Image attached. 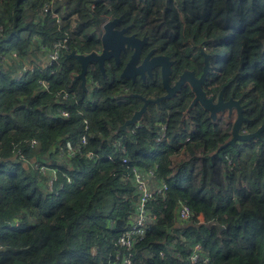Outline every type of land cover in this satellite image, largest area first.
I'll use <instances>...</instances> for the list:
<instances>
[{
    "label": "trees",
    "instance_id": "trees-1",
    "mask_svg": "<svg viewBox=\"0 0 264 264\" xmlns=\"http://www.w3.org/2000/svg\"><path fill=\"white\" fill-rule=\"evenodd\" d=\"M115 17L178 54L209 48V92L240 99L246 132L264 122V0H0V264H117L139 199L134 170L166 188L147 203L133 264H191L197 244L202 264H264V130L215 153L232 123L199 104L187 112L184 90L123 130L141 103L127 92H148L139 80L105 61V76L88 64L86 90L73 82L80 64L65 55L99 48ZM149 80L159 95V76ZM40 168L55 170L51 189Z\"/></svg>",
    "mask_w": 264,
    "mask_h": 264
},
{
    "label": "water",
    "instance_id": "water-1",
    "mask_svg": "<svg viewBox=\"0 0 264 264\" xmlns=\"http://www.w3.org/2000/svg\"><path fill=\"white\" fill-rule=\"evenodd\" d=\"M120 19L121 17L114 18L112 20H107L102 24V34L99 38L101 41L100 51L93 50L89 53H79L75 50H72L65 55V59L69 57H74L80 64V71L74 79L81 80V86L83 87V89H85L86 72L88 64L90 62H95L98 68L100 69L101 73L105 76L104 64L106 59H108L110 56H115L116 63H119L118 54L120 50L124 49L125 46L129 47L130 45H133L134 42H137L138 38H136L134 34L124 35V31L127 28H115V25L119 22ZM145 38L146 37H143V39H141L140 41L144 40ZM136 51L137 50L135 49V53H137ZM145 60H147V58L143 60L142 64L135 66L136 62L138 61V58H129V60L126 62L121 71V77H131L132 80H134L136 73H139L141 77H144L142 68L146 62ZM152 61L154 65H161L162 84L167 92L166 94L156 97L155 99H148L140 94H136L137 96L141 97L144 102L140 109L134 111L131 117L122 123V125L120 126L121 129L125 130L128 125L134 124L136 121L140 120V117L142 113L145 112L146 105L149 102H158L160 99H166L170 97L176 91V89H178L181 84L186 79H188L191 84L192 91L194 92V98L190 103V107H192L196 102H199L205 110H208L210 112V116L212 118L215 117L216 111L224 109H228V111H231L233 106L236 108V117L231 125V136L227 141H225V143L219 146L215 153H217L220 149L227 145H234L235 143L240 141H250L253 138H258L260 132L264 130L263 122L256 130L252 132L240 133L242 123L246 121V117H244L243 115V106L241 104L240 99L229 98L228 100L224 101L222 99V90L220 91L218 95V100L216 102L213 101L214 96H206V93L202 90L200 86L201 82L203 81L204 77L208 72L209 67L206 54L204 57L203 71L201 72L199 78L195 79L192 71H184L180 75V79L174 84L173 87H170L168 84V78L171 69V61L168 60V58H153Z\"/></svg>",
    "mask_w": 264,
    "mask_h": 264
},
{
    "label": "flooded vegetation",
    "instance_id": "flooded-vegetation-1",
    "mask_svg": "<svg viewBox=\"0 0 264 264\" xmlns=\"http://www.w3.org/2000/svg\"><path fill=\"white\" fill-rule=\"evenodd\" d=\"M115 18H117V17H115ZM112 19H114V18H112ZM115 28H117V29L127 28L124 31V35L134 34L136 36V38H138V40H137V42H134L133 45H130L129 47L125 46L124 49L120 50V52L118 54L119 63H116L115 56H110L108 59H106V61L108 62V64L112 63L114 65V67L120 68L118 75H119V77H121V75H120L121 71H122L124 65L126 64V62L129 60V58H138V61L136 62L135 66L142 64L143 60L145 58H147V60H145L146 62L144 64V66L142 68V71L144 73V77H141V75L139 73L135 74L134 80H132L131 77H122V78H125L126 80H129V82L132 84L136 83L139 80L138 83L142 86L144 85L145 89L148 91V92H145L143 94L138 93V94L142 95L143 97L148 98V99H155L156 97L162 96V95L166 94V92H167L166 89L163 87V84H162L161 65H159V64L154 65L153 61H152L153 58H168V60L171 61V64H170L171 69H170L169 78H168V84L170 87L174 86V84L180 79V75L184 71H192L195 79L199 78L201 73L200 72L197 73L195 71L194 65H195V63L203 62V67H204V52L202 50H200V52L203 56L202 58H199V57L191 58L190 54H178L177 50L175 49V45H173V44H170V43L164 42V41H160V40H152V39H149L145 35L133 32L134 31L133 26L131 24H123L122 17L119 20V22L115 25ZM101 34H102V32H101ZM101 34H100V36H101ZM143 37H146V38L144 40L140 41L141 39H143ZM100 49H101V41H100V47L96 48L95 51H100ZM135 49L137 50L136 51L137 53H135ZM121 62H123V63H121ZM202 70H203V68H202ZM149 71H150V73H149ZM153 75H156V76L158 75L159 79H160L161 89H160L159 95H156L155 93L150 92L151 91L150 90L151 89L150 84L152 83V80H149V78H152ZM210 82H211L210 78L206 74V76L204 77L200 86H201L202 90L206 93V96L207 97L214 96L213 101L216 102L218 100L219 92H212V93L209 92ZM127 88L128 87L125 86V89H127ZM161 90H162V92H161ZM183 90L186 91L187 94H191L188 107L186 108L187 112L190 109L194 108L197 104H199L202 107V105L199 102H196L192 107H190V103H191L192 99L194 98V92L192 91L191 84L188 81V79H186L181 84V86L178 89H176V91L168 98L179 95ZM129 93H131V92H128L127 94H129ZM132 93H135V92H132ZM151 95H153V97ZM137 98L141 101V103L139 104L140 106L137 108V110H138L142 106L144 101L139 96ZM229 98L223 97L222 99L227 100ZM158 102H149L146 105L145 112L147 111V107L149 104L158 103ZM206 111L208 113V116L215 123H217V121L219 119H221L220 115L223 116V114L225 115L226 118H230L232 113H234V116L236 117V108L234 106L232 107L231 111H228V109L216 111L214 118H212L210 116V112L208 110H206ZM140 119H141V117H140ZM242 131H244V132H242ZM240 133H246V130L244 128H241Z\"/></svg>",
    "mask_w": 264,
    "mask_h": 264
},
{
    "label": "built area",
    "instance_id": "built-area-1",
    "mask_svg": "<svg viewBox=\"0 0 264 264\" xmlns=\"http://www.w3.org/2000/svg\"><path fill=\"white\" fill-rule=\"evenodd\" d=\"M55 57L56 55H54L52 58ZM138 125L139 124H136L134 126L138 127ZM163 129L164 126H162V130ZM161 137L162 136L156 139L161 140ZM85 141H86L85 135H82L81 142L85 143ZM115 144L116 146L120 145L119 142H116ZM66 147L70 151L73 150V147L71 146L69 140L66 141ZM120 147L121 149H123L122 145H120ZM86 155L91 157L92 153L88 152L86 153ZM127 161L128 160L126 157L122 158L123 163H126ZM151 174H152L151 171L147 172V175H151ZM52 179L49 181L50 187H51ZM134 182L139 192V199H138V203L136 204V212L132 224L119 236L117 240L119 246L121 247V249H123V251L120 252V256L118 255L116 256L117 264H133V260L130 253L131 248L135 243V241L144 235V232L148 227V223L150 222L151 218L154 217V215L148 211L147 203L154 196L155 193H162V190L166 188L164 184L156 188H150L148 185V178L144 175V173L139 172L137 170H134ZM190 215H191L190 209L186 205H181L178 210V219L186 220L189 218ZM197 250H199L198 244L194 246V251L190 258L191 264L205 263L207 261V258L201 259L197 253Z\"/></svg>",
    "mask_w": 264,
    "mask_h": 264
},
{
    "label": "rangeland",
    "instance_id": "rangeland-1",
    "mask_svg": "<svg viewBox=\"0 0 264 264\" xmlns=\"http://www.w3.org/2000/svg\"><path fill=\"white\" fill-rule=\"evenodd\" d=\"M203 52H204V57H205V54L207 55V59L209 58V52H210V50H209V48H207L206 46H203L202 47V49H201ZM189 52V48H186V50H185V54L186 53H188ZM191 58H195L194 56H191ZM208 60H210V59H208ZM79 73V72H78ZM77 73V74H78ZM77 74H75L74 75V77H73V82H79V85L81 86V80L80 79H77V80H75L74 78H75V76L77 75ZM88 78H86V82H85V89H83V87H82V89L83 90H86L87 89V87H86V84L88 83ZM210 81H211V79H210ZM88 84H90V83H88ZM139 84V83H138ZM139 86H141L140 84H139ZM222 90V98L224 97L223 96V89H221ZM220 90V91H221ZM220 91H219V93H220ZM128 92H130V91H128ZM127 92V93H128ZM135 94V95H134ZM136 94H138V93H129V94H127L128 96H134V97H138ZM230 98H234L233 96H229ZM228 97V98H229ZM234 99H239V98H234ZM228 100V99H227ZM225 101V100H224ZM141 108V107H140ZM139 108V109H140ZM221 114V113H220ZM223 114V113H222ZM220 118L221 119H219L217 122H219V123H221V124H224L225 122L226 123H228V122H232L234 119H235V116H234V113H232V115H231V117L230 118H226L225 117V115L223 114V116H221L220 115ZM87 123H88V121L87 120H84V124H85V127H86V125H87ZM136 124H138V123H134V125H136ZM135 128H137L136 126H134L133 127V129H135ZM34 142H35V140H33L32 142H31V144L33 145L34 144ZM40 171H45L43 168H40ZM45 174H47V177L48 178H50V179H52V178H55V174H56V172H55V170L54 169H48L47 171H45ZM48 189H51V187L50 186H48Z\"/></svg>",
    "mask_w": 264,
    "mask_h": 264
}]
</instances>
